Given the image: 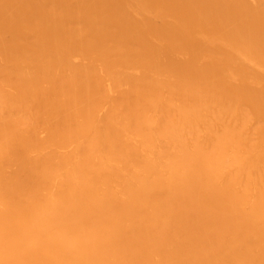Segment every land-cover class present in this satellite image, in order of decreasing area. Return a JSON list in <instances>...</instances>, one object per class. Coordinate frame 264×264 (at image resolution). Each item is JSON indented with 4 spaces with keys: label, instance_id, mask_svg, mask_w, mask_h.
Wrapping results in <instances>:
<instances>
[{
    "label": "bare ground",
    "instance_id": "obj_1",
    "mask_svg": "<svg viewBox=\"0 0 264 264\" xmlns=\"http://www.w3.org/2000/svg\"><path fill=\"white\" fill-rule=\"evenodd\" d=\"M0 264H264V0H0Z\"/></svg>",
    "mask_w": 264,
    "mask_h": 264
}]
</instances>
